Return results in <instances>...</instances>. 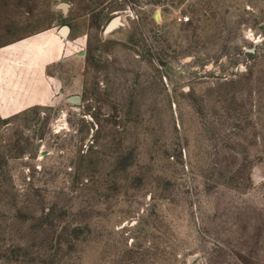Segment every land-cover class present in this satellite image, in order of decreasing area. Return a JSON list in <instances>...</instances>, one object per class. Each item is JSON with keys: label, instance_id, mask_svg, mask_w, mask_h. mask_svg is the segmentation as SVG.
I'll return each mask as SVG.
<instances>
[{"label": "rangeland", "instance_id": "rangeland-1", "mask_svg": "<svg viewBox=\"0 0 264 264\" xmlns=\"http://www.w3.org/2000/svg\"><path fill=\"white\" fill-rule=\"evenodd\" d=\"M48 33L53 89L0 123V264H264V0H0V46Z\"/></svg>", "mask_w": 264, "mask_h": 264}, {"label": "crops", "instance_id": "crops-1", "mask_svg": "<svg viewBox=\"0 0 264 264\" xmlns=\"http://www.w3.org/2000/svg\"><path fill=\"white\" fill-rule=\"evenodd\" d=\"M41 36L0 46V123L43 104L41 91L45 97V89H53L55 76L48 72V66L55 60L56 51L51 44L57 37L50 33ZM40 56L44 61L37 64L35 60ZM25 61L28 66H24Z\"/></svg>", "mask_w": 264, "mask_h": 264}, {"label": "water", "instance_id": "water-1", "mask_svg": "<svg viewBox=\"0 0 264 264\" xmlns=\"http://www.w3.org/2000/svg\"><path fill=\"white\" fill-rule=\"evenodd\" d=\"M64 6L65 7H67L66 6V4H64ZM120 25H122V17L121 16H116L115 18H113L112 20H111V22L109 23V25L107 26V28H106V32L107 33H109V32H111V31H113L115 28H117V27H119ZM69 32H70V27L69 26H63V27H61V29H60V33H65V34H69ZM74 101L76 100H78L79 99V96H74L73 98H72ZM196 258V256H193L192 258H191V261L192 260H194Z\"/></svg>", "mask_w": 264, "mask_h": 264}]
</instances>
